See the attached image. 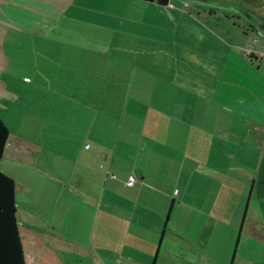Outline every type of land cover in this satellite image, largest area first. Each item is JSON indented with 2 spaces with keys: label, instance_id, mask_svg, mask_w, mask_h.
<instances>
[{
  "label": "crops",
  "instance_id": "obj_1",
  "mask_svg": "<svg viewBox=\"0 0 264 264\" xmlns=\"http://www.w3.org/2000/svg\"><path fill=\"white\" fill-rule=\"evenodd\" d=\"M151 4L173 30L182 21L197 24L189 8L193 6L195 12L206 6L203 0H170L166 6L138 0H0V19H6L11 11L20 20L25 11L47 20L45 29L36 28V34L47 32L46 56L52 66L51 25L55 20L77 14L81 26L103 28L107 35L118 34L114 30L121 27L129 40L135 36V21L143 24L145 18L139 7ZM201 43L207 46L208 41ZM116 48L108 44L105 50L110 54ZM69 49L78 52L76 75L69 80L74 82L72 93H78L85 114L97 119V132L104 128L109 138L99 133L94 137L96 157L85 154L91 147L82 141L80 155L70 157L65 171H52L38 157L44 152L42 144L12 136L9 129L4 154L8 151L19 166L27 164L31 176L42 171L41 165L50 172L44 186L35 184L38 199L34 188L30 206L36 211L26 219L21 217L23 222L54 248L65 264H235L243 243H249L254 253L264 243V136L257 134L247 141L246 130L235 133L229 129L234 124L230 118L233 111L238 125L244 126L246 117H240L245 108L239 103L230 106L223 99H219L223 107L218 113L213 108L191 107L189 103L197 97L212 98V85L205 71L183 62L172 74L174 87L181 93L173 92L172 99L168 91L158 89L155 93L152 89L154 96L129 112L141 119L124 128L135 132L136 139L126 134L123 141L118 133L124 124L119 122L124 120L127 96L135 84L144 82V78L132 76L139 64L129 59L117 63L118 56L112 55L87 56L84 46L77 43ZM165 102L172 103L167 106ZM46 140L47 144L52 139ZM64 143L70 147L72 142ZM233 146L246 149L240 152ZM247 150L253 154L247 157ZM129 176L135 178L133 186L125 185ZM14 182L15 198L17 190L27 193ZM41 196L46 207H51L46 208L45 218L38 213L43 208H39ZM60 204L62 211L55 214ZM249 262L264 264L259 258Z\"/></svg>",
  "mask_w": 264,
  "mask_h": 264
},
{
  "label": "rangeland",
  "instance_id": "obj_2",
  "mask_svg": "<svg viewBox=\"0 0 264 264\" xmlns=\"http://www.w3.org/2000/svg\"><path fill=\"white\" fill-rule=\"evenodd\" d=\"M203 1L206 3L203 9L199 8L194 12L191 6L188 11L195 16L197 24L182 21L174 30L171 27L169 29L168 21H162L161 14H157L159 11L154 9V5L140 6L139 10L144 12L145 18L142 20L143 24H136L135 21L132 33L135 36H130L132 41L127 40V34H123L121 27L114 30L118 34L107 35L103 28L81 26L77 14L64 16L62 20H55L51 25L54 30L52 66L46 56L47 32L36 34V28L39 31L42 27L45 29L47 20L36 19L33 14L25 11L20 13L19 20L9 11L6 19H0L7 23L5 25L0 21V117L10 129L11 135L35 139L42 144L44 152L38 154V157L42 158V164H49L52 171H65L70 157L76 158L80 155L82 141H85L86 147H91L85 154L96 157L93 151L94 137L97 138L99 133L102 138H109L105 137L109 133L104 128L97 132V119L95 120L94 115L85 114L86 111L79 107L81 100L78 99V93H72L74 82L69 80L72 74L76 75L78 52L69 48L72 43H77L78 47L84 46L87 56L99 59L112 55L118 56L117 63L129 59L139 64V67L134 68L132 76L137 80L144 78V82L135 84L133 91L127 96L128 105L124 107V120L119 122L124 124L118 133L119 139L123 141L126 134H131L136 139L135 132L126 131L124 128L130 122L138 124L141 119L139 115L134 116L129 112H135L140 108L139 103L142 100L146 101L148 96H154L152 89H155V93L158 89L161 92L168 91L172 99L175 98L173 92H176V95L181 93L174 87L172 74L178 64L183 62L194 63L205 71L212 85L209 89L212 98L197 97L189 103L191 107L213 108L215 113H218L223 107L219 99L230 103V106L239 103L246 110L240 117H246L245 124L242 128L238 125L237 112L233 111L230 118L234 124L230 125L229 129L235 133L241 132V129L246 130L247 141H253L257 134L264 136V73L247 58L244 46L247 37L243 35L246 31H252L264 42V34H260V31H264V0ZM112 4L115 5L114 2ZM96 33H99V36ZM77 35L82 38L79 39ZM205 40L208 41L207 46L201 43ZM185 43L189 46L185 47ZM108 44L117 46L110 54L105 50ZM261 53H264V50ZM114 60L111 62H116ZM103 62L108 63L107 60ZM251 68L256 69H253L256 73ZM123 103L126 104V100H123ZM171 103L164 104L169 106ZM106 104L110 109L109 104ZM48 138L52 140L46 144ZM64 140L72 142L70 147L65 145ZM46 145L48 147L45 152ZM233 149L242 152L246 148L233 146ZM233 149L231 147L230 151ZM246 154L248 157L253 153L247 150ZM9 157L6 151L0 163V171L10 175L16 184L27 190V193L17 190L15 198L20 216L26 219L28 213L36 211L30 206L33 189H36L35 184L44 186V180L50 172L45 165H41L42 171L31 176L27 164L22 162L19 166L15 159ZM116 175L118 177L117 173ZM35 194L36 200L37 189ZM41 199L39 208H43L38 213L41 218H45L46 208L51 207H46L43 196ZM60 209L61 204L55 214L60 213ZM100 209L101 212L104 211V202ZM239 255L241 257L235 264H251L249 261L254 258H259L260 263H264V243L256 248L254 253L249 243H243Z\"/></svg>",
  "mask_w": 264,
  "mask_h": 264
},
{
  "label": "trees",
  "instance_id": "obj_3",
  "mask_svg": "<svg viewBox=\"0 0 264 264\" xmlns=\"http://www.w3.org/2000/svg\"><path fill=\"white\" fill-rule=\"evenodd\" d=\"M166 6L170 0H138ZM247 32H251L248 34ZM249 61L264 73V42L256 33H243ZM9 139V128L0 117V162ZM0 264H65L58 252L23 222L16 206L15 182L0 171Z\"/></svg>",
  "mask_w": 264,
  "mask_h": 264
},
{
  "label": "built area",
  "instance_id": "obj_4",
  "mask_svg": "<svg viewBox=\"0 0 264 264\" xmlns=\"http://www.w3.org/2000/svg\"><path fill=\"white\" fill-rule=\"evenodd\" d=\"M112 177H114L112 175ZM135 183V178L133 176H129L128 179L125 181V185L127 186H133Z\"/></svg>",
  "mask_w": 264,
  "mask_h": 264
}]
</instances>
